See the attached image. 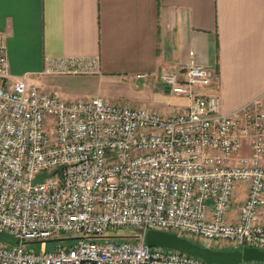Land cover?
I'll return each instance as SVG.
<instances>
[{"label": "built area", "instance_id": "obj_1", "mask_svg": "<svg viewBox=\"0 0 264 264\" xmlns=\"http://www.w3.org/2000/svg\"><path fill=\"white\" fill-rule=\"evenodd\" d=\"M52 64L74 73L93 66ZM159 81L187 106L162 115L98 95L66 100L13 76L0 42V264H206L146 245L147 230L264 250V92L222 112L216 94L194 90L211 82L198 63L162 70ZM55 239L76 241L26 247Z\"/></svg>", "mask_w": 264, "mask_h": 264}, {"label": "crops", "instance_id": "obj_2", "mask_svg": "<svg viewBox=\"0 0 264 264\" xmlns=\"http://www.w3.org/2000/svg\"><path fill=\"white\" fill-rule=\"evenodd\" d=\"M0 42L10 73L44 89L78 75L53 60L77 58L93 63L79 72L95 95L106 99L103 87L118 84L147 88L159 110L187 106L159 73L191 61L211 72L210 84L194 90L216 94L222 112L264 92V0H0ZM236 196L233 215L243 187ZM259 215L264 220V206Z\"/></svg>", "mask_w": 264, "mask_h": 264}, {"label": "rangeland", "instance_id": "obj_3", "mask_svg": "<svg viewBox=\"0 0 264 264\" xmlns=\"http://www.w3.org/2000/svg\"><path fill=\"white\" fill-rule=\"evenodd\" d=\"M78 75H70V77L66 78V81L63 83L61 82L59 86H56V89L60 93V95L66 99V100H76V99H82L85 97H89L92 95H95L96 93V87L95 85L90 84L87 80H85L84 77H82L83 73L77 72ZM80 74V75H79ZM119 86H106L103 87L107 92L108 95L106 96L107 101L111 102H116L119 104H126L130 106H135L134 104L136 101H144V103H149L148 100L151 98V90L150 89H141V90H135V93L132 92V87L131 86H125L122 84H118ZM139 85V83H138ZM52 88V87H51ZM150 92V93H147ZM147 94H150L147 96ZM151 105L152 108L149 106ZM144 104L142 106L147 107L150 110H153L157 113H160L162 115H167L171 113H175L181 110L174 104H170L169 102L164 105V109L159 110L158 107H155L153 104ZM184 109V108H182ZM236 197L233 199V205L232 208H234V204L236 205ZM134 230L127 229V228H119L117 230V234H130L133 233ZM65 237V234H61L58 238H63ZM2 236L0 235V239ZM76 240L75 239H55V240H44V241H33V242H28L26 244L27 249L33 250L36 252H47L53 248H55L58 245V242H61L63 245H69L74 243ZM13 242V241H11ZM219 249H233L232 247L225 246V247H220L218 246H211ZM243 246H238V248H242Z\"/></svg>", "mask_w": 264, "mask_h": 264}, {"label": "water", "instance_id": "obj_4", "mask_svg": "<svg viewBox=\"0 0 264 264\" xmlns=\"http://www.w3.org/2000/svg\"><path fill=\"white\" fill-rule=\"evenodd\" d=\"M144 243L148 246L182 251L201 258L206 264H235L241 261L264 262V250L256 247L243 246L242 248L233 249H214L167 231L147 230L144 235Z\"/></svg>", "mask_w": 264, "mask_h": 264}]
</instances>
